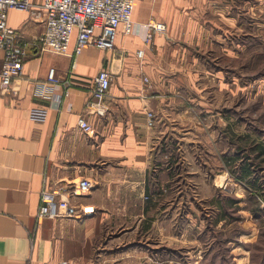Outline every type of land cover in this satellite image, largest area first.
Wrapping results in <instances>:
<instances>
[{"label":"crops","instance_id":"obj_1","mask_svg":"<svg viewBox=\"0 0 264 264\" xmlns=\"http://www.w3.org/2000/svg\"><path fill=\"white\" fill-rule=\"evenodd\" d=\"M132 19L130 32L118 27L112 49L87 45L69 55L37 46L38 8L8 10L28 54L12 89L0 85V264H97L99 235L116 217L156 211L181 157L190 154L196 169L209 166L206 121L214 110L197 75L212 73L219 60L222 68L237 62L264 39V0H134ZM149 19L165 29L144 43ZM3 59L0 48V74ZM51 66L70 85L53 83L49 98L33 93ZM100 68L111 73L103 114L86 108ZM35 105L48 107L45 120L31 118ZM82 114L93 126L88 132ZM82 175L95 184L74 199L94 210L38 219L44 181L66 185Z\"/></svg>","mask_w":264,"mask_h":264},{"label":"rangeland","instance_id":"obj_2","mask_svg":"<svg viewBox=\"0 0 264 264\" xmlns=\"http://www.w3.org/2000/svg\"><path fill=\"white\" fill-rule=\"evenodd\" d=\"M249 45L197 75L214 110L209 166L181 157L156 211L99 235L97 264H264V39Z\"/></svg>","mask_w":264,"mask_h":264},{"label":"built area","instance_id":"obj_3","mask_svg":"<svg viewBox=\"0 0 264 264\" xmlns=\"http://www.w3.org/2000/svg\"><path fill=\"white\" fill-rule=\"evenodd\" d=\"M134 0H0V48L4 51L0 85L3 91L12 89L13 79L23 72L28 54L27 43L20 32L8 22L10 8H38L44 16V29L37 46L41 50H51L57 53L73 55L87 45L103 49H112L119 26L125 33L132 30V11ZM144 34V43H148L153 31H162L165 24L149 19ZM73 43V46L71 44ZM143 48H138L136 54L142 56ZM111 79L108 68H100L94 75L91 97L86 103L88 112L103 114L104 103ZM146 80L147 78L144 77ZM62 82L69 86L71 78H61L55 67L51 66L47 78L36 81L32 92L44 97H51L54 92L53 83ZM32 119L43 121L48 117V107L35 105L30 108ZM152 112L148 111V124L153 123ZM80 127L88 132L93 126L82 114L79 118ZM94 179L82 175L71 184L55 183L49 185L45 180L40 191V203L37 210L38 219L45 217L82 216L94 210L93 206L81 205L74 197L84 195L94 187ZM67 262L66 260L63 261Z\"/></svg>","mask_w":264,"mask_h":264}]
</instances>
